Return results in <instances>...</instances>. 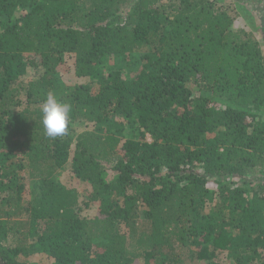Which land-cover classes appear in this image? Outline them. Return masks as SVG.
<instances>
[{"label": "trees", "instance_id": "16d2710c", "mask_svg": "<svg viewBox=\"0 0 264 264\" xmlns=\"http://www.w3.org/2000/svg\"><path fill=\"white\" fill-rule=\"evenodd\" d=\"M217 1L0 0V264H264V0Z\"/></svg>", "mask_w": 264, "mask_h": 264}, {"label": "rangeland", "instance_id": "374dc122", "mask_svg": "<svg viewBox=\"0 0 264 264\" xmlns=\"http://www.w3.org/2000/svg\"><path fill=\"white\" fill-rule=\"evenodd\" d=\"M258 1V5H260L259 3V0ZM257 1H256V4H257ZM217 3H220V4H224V3H227V4H230L232 8H234V5L232 4V2H230L229 0L226 2L225 0L224 1H217ZM261 8V15L259 13V15L257 14V11L254 10L255 8H257V5L254 7V9L252 8V10L250 11L251 14H250V17H252V19L254 18V21L253 23H258L259 24V27L261 28L264 24V22H260L262 19H264V1H262L261 5L259 6ZM249 18V17H248ZM246 22V19L244 17H241L240 19H238L235 23V28L238 27V26H242L243 23ZM64 62L59 64L58 68H57V71L59 72L60 76H61V79L66 82L67 84H70L72 82H77V83H84L86 82L85 79H74L73 76H72V58L69 56V55H66L65 58H64ZM77 128L76 132H82L84 130H89L91 128V126L88 128L86 126H84L83 124H78L75 126ZM123 142V139L120 140V143H119V146L122 144ZM58 179L59 181L61 182L62 185H65L67 186L68 188H72V189H75L77 190L78 192H80L82 195H85L84 193H87L89 194V190H88V186L87 184L85 183H81L79 180L73 178V176L71 175V173H69L68 171H63L61 172L60 174H58ZM259 179L260 177H251L250 180L251 182L253 183H258L259 182ZM261 180H264V178H261ZM262 182V181H261ZM264 182V181H263ZM86 214H91V211L90 210H87V213ZM219 261H221L222 264H231L227 261H225V256L222 255V256H219ZM25 262L26 264H48V261L46 259L45 256H43L40 252L38 251H35L33 252L31 255H29L27 257V259H25ZM196 264V263H194Z\"/></svg>", "mask_w": 264, "mask_h": 264}, {"label": "clouds", "instance_id": "9594fccd", "mask_svg": "<svg viewBox=\"0 0 264 264\" xmlns=\"http://www.w3.org/2000/svg\"><path fill=\"white\" fill-rule=\"evenodd\" d=\"M72 106L60 102L53 92H48L42 101L41 124L47 136L55 138L64 135L70 125Z\"/></svg>", "mask_w": 264, "mask_h": 264}, {"label": "built area", "instance_id": "2783aa9c", "mask_svg": "<svg viewBox=\"0 0 264 264\" xmlns=\"http://www.w3.org/2000/svg\"><path fill=\"white\" fill-rule=\"evenodd\" d=\"M262 171H263V173H264V164H263V166H262Z\"/></svg>", "mask_w": 264, "mask_h": 264}]
</instances>
